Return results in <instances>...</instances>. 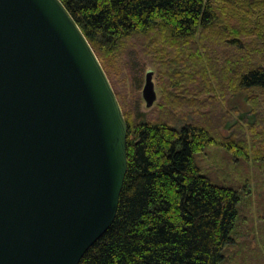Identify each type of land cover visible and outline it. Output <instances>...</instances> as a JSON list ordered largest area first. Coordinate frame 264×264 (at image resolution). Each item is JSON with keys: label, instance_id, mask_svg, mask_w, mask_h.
Returning <instances> with one entry per match:
<instances>
[{"label": "water", "instance_id": "1", "mask_svg": "<svg viewBox=\"0 0 264 264\" xmlns=\"http://www.w3.org/2000/svg\"><path fill=\"white\" fill-rule=\"evenodd\" d=\"M127 137L110 78L65 4L0 0V264H80L116 218Z\"/></svg>", "mask_w": 264, "mask_h": 264}, {"label": "trees", "instance_id": "2", "mask_svg": "<svg viewBox=\"0 0 264 264\" xmlns=\"http://www.w3.org/2000/svg\"><path fill=\"white\" fill-rule=\"evenodd\" d=\"M61 1L101 63L100 54L143 35L162 65L178 70L196 60L207 74L208 61L233 90H264V0ZM125 117L128 171L118 212L80 264H219L234 241L240 196L196 162L215 137L191 122L131 124Z\"/></svg>", "mask_w": 264, "mask_h": 264}, {"label": "rangeland", "instance_id": "3", "mask_svg": "<svg viewBox=\"0 0 264 264\" xmlns=\"http://www.w3.org/2000/svg\"><path fill=\"white\" fill-rule=\"evenodd\" d=\"M151 51L140 35L100 54L124 114L131 124L191 122L211 131L216 143L197 153L196 162L213 183L234 188L240 196L234 241L224 247L219 264H264V90H233V83L223 81L208 61L207 74L191 62L196 60H184L173 70ZM228 52L222 48V54ZM149 69L157 91L151 107L143 97ZM227 144L235 146L234 152Z\"/></svg>", "mask_w": 264, "mask_h": 264}]
</instances>
